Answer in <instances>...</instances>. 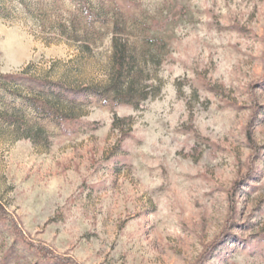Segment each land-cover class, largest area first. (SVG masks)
I'll use <instances>...</instances> for the list:
<instances>
[{"label": "rangeland", "instance_id": "rangeland-1", "mask_svg": "<svg viewBox=\"0 0 264 264\" xmlns=\"http://www.w3.org/2000/svg\"><path fill=\"white\" fill-rule=\"evenodd\" d=\"M90 2L85 51L51 28L72 0H0V74L104 86L117 9L152 93L43 142L0 119V264H264V0Z\"/></svg>", "mask_w": 264, "mask_h": 264}, {"label": "trees", "instance_id": "trees-1", "mask_svg": "<svg viewBox=\"0 0 264 264\" xmlns=\"http://www.w3.org/2000/svg\"><path fill=\"white\" fill-rule=\"evenodd\" d=\"M24 3L25 0H20ZM59 1V0H58ZM55 2V0H54ZM74 10L68 18H60L53 22L61 36L80 42L85 51L91 46L89 29L101 17L104 2L94 6L90 0H72ZM28 7V4H25ZM44 6L50 3L41 2ZM102 6V7H100ZM113 17V38L111 72L104 86L86 85L74 88L62 80L21 73L0 74V88L8 91L5 107L0 110V119L15 128L20 138L43 142L46 137V125L56 124L64 128L70 122H78L80 115L77 107L83 103L82 97H98L106 103L114 105L126 104L138 106L149 98L151 89L146 76L147 67L142 53L136 43H131L128 35L122 34L121 13L115 9ZM124 23V22H122ZM5 209L0 206V214ZM17 227V226H16ZM44 256L50 254L49 249L38 246ZM52 259L63 264H76L72 260H61L57 255Z\"/></svg>", "mask_w": 264, "mask_h": 264}]
</instances>
